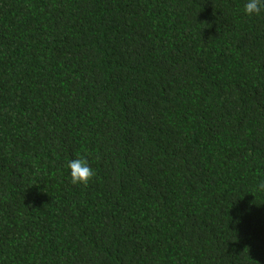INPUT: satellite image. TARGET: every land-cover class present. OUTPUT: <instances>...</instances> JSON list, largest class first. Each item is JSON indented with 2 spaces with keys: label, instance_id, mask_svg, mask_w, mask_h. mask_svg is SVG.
I'll return each instance as SVG.
<instances>
[{
  "label": "trees",
  "instance_id": "16d2710c",
  "mask_svg": "<svg viewBox=\"0 0 264 264\" xmlns=\"http://www.w3.org/2000/svg\"><path fill=\"white\" fill-rule=\"evenodd\" d=\"M246 3L0 0V264H264Z\"/></svg>",
  "mask_w": 264,
  "mask_h": 264
},
{
  "label": "clouds",
  "instance_id": "9594fccd",
  "mask_svg": "<svg viewBox=\"0 0 264 264\" xmlns=\"http://www.w3.org/2000/svg\"><path fill=\"white\" fill-rule=\"evenodd\" d=\"M264 11V0H247L244 6V12L249 17L258 16ZM70 169L71 183L73 185H83L87 187L89 182L95 176L93 169L89 166V162L86 158H76L70 160L67 164ZM261 189H264V183L259 185Z\"/></svg>",
  "mask_w": 264,
  "mask_h": 264
}]
</instances>
